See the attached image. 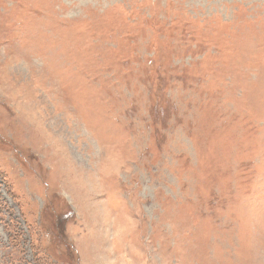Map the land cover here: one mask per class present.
I'll use <instances>...</instances> for the list:
<instances>
[{
	"label": "rangeland",
	"instance_id": "obj_1",
	"mask_svg": "<svg viewBox=\"0 0 264 264\" xmlns=\"http://www.w3.org/2000/svg\"><path fill=\"white\" fill-rule=\"evenodd\" d=\"M0 264H264V0H0Z\"/></svg>",
	"mask_w": 264,
	"mask_h": 264
}]
</instances>
